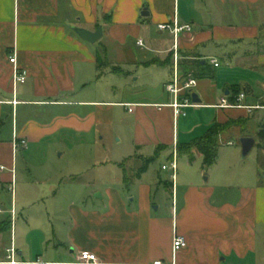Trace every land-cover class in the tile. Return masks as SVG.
<instances>
[{
	"label": "crops",
	"instance_id": "0c3cea01",
	"mask_svg": "<svg viewBox=\"0 0 264 264\" xmlns=\"http://www.w3.org/2000/svg\"><path fill=\"white\" fill-rule=\"evenodd\" d=\"M175 19L191 26L177 39L158 29ZM75 28H102L103 35L90 43ZM263 36L264 0H0V223L11 221L10 233L0 236V261L12 240L17 244L15 196L9 210L1 201L16 182L17 153L29 157L50 136L105 135L110 129L132 153L95 166L112 163L119 176L99 185L83 183L81 190L70 186L79 182L76 175L59 176L57 189L40 192L47 210L42 225L32 216L38 193L24 212L25 240L16 245L20 260L83 264L79 256L89 252L96 264H264V184L258 179L233 188L217 176L203 178L204 167L199 178L177 179L175 186L170 176L150 174V167L135 176L144 159L158 154L167 160L175 149L178 160L187 155L189 166L203 163L195 152L178 150L186 144L180 142V125L192 107L176 116L174 95L166 89L175 53L181 74L197 78L194 92L202 101L193 108L208 114L215 109L213 121L205 124L210 128L264 111V97L249 101L264 88L257 87L264 78ZM223 65L239 72L222 73ZM16 67L27 72L25 83H14ZM142 69H148L151 84ZM203 70L212 77H200ZM108 72L121 77L114 91L102 85ZM234 85L245 90L243 105L251 110L218 106L229 101ZM263 123L260 117L259 127ZM19 138L27 140V148L15 147ZM260 148L264 151V142ZM177 235L186 238L187 247L175 252Z\"/></svg>",
	"mask_w": 264,
	"mask_h": 264
},
{
	"label": "rangeland",
	"instance_id": "374dc122",
	"mask_svg": "<svg viewBox=\"0 0 264 264\" xmlns=\"http://www.w3.org/2000/svg\"><path fill=\"white\" fill-rule=\"evenodd\" d=\"M182 2L183 0H181ZM135 51L139 54L145 52V50L140 48L135 49ZM123 67L129 69L132 66L123 65ZM147 70L142 69L140 73H143L142 77L144 81L149 80L151 84V74L147 73ZM221 72L227 73L228 75H237L239 71H232L231 68L223 65ZM152 78L154 81L157 79L154 75ZM120 80L121 77H116L113 73L108 72L102 79V85L108 88L109 91H114V87H120ZM262 84H264V78H259L257 87L260 88ZM117 94L120 97L121 93L117 92ZM262 97H264V88H261V94H250L249 101L255 103ZM198 110L193 107L186 110L187 117H184V122L180 125L181 143L192 142L194 139L203 136L208 130V127L205 128V124L213 121L215 117L213 114L215 109L210 114L206 110L202 112ZM260 117H264V111L259 110L254 118L240 117L233 119L234 125L222 131L220 134L219 141L222 145L218 151L217 162L211 167L205 168L206 172L203 178L209 175H212L213 178L217 176L218 179H222V182L228 183L233 188L240 185H251L257 179L259 183L264 184V151L259 146L260 141L257 138V132L256 134L253 132L259 129ZM248 120L250 121L248 122ZM112 134H110L109 129V133L107 132L105 135H101L97 131H93L90 134H77L75 136H67V134L55 135L44 139L39 145L35 146L34 150L32 149L33 153L25 159V155L21 151L17 153L16 160L18 161V168L14 190L11 189V185L10 187L7 186V190L5 194L3 193L1 200L5 204L2 208L9 210L12 204V197L15 196L18 209L17 219L19 220L16 222L17 247H20L19 245L25 240L26 231L24 230L22 222L26 220V214L24 212L27 211L29 201L37 199L39 193L40 199L38 200L39 202L37 201L38 205L32 209V216L35 218L36 223L42 225L41 221H43L47 210L46 205L43 203L45 197L43 195L41 197L40 192L45 195V192L48 194L57 189L59 187V176L62 179H66L71 177V175H76L80 178L79 182L73 185L71 183L70 186L80 190L82 189L80 186L85 183H96L99 185L101 180L108 181L114 179L115 176H119V172L121 171L112 163L100 167L95 166L98 162L108 161L110 159L122 161V154L124 157L131 155L130 148L125 143L118 142V138ZM245 136L256 137V144L247 155L242 153L241 147V139ZM229 142L233 144H229ZM187 159V155L185 154L179 157L177 171L179 183L184 180L193 181L200 176L203 163L196 161L195 164L189 166L186 161ZM169 161L170 158H167V160L165 157L158 158L150 165L149 173L152 175L161 174L163 177L170 176L169 171L161 169L162 164H169ZM142 164L139 165V168ZM127 166L129 167L128 163H126ZM129 174L130 172L128 170L127 175ZM56 176L58 178H55ZM63 183L68 184L70 182ZM94 196L95 194H92V197ZM167 200L169 199L167 198ZM44 222L48 223L50 221L46 220ZM8 232L10 233V230ZM1 235L2 232H0Z\"/></svg>",
	"mask_w": 264,
	"mask_h": 264
},
{
	"label": "built area",
	"instance_id": "2783aa9c",
	"mask_svg": "<svg viewBox=\"0 0 264 264\" xmlns=\"http://www.w3.org/2000/svg\"><path fill=\"white\" fill-rule=\"evenodd\" d=\"M158 29L160 31L171 32L174 35L175 39H177L181 33L190 32L191 26L189 24H181L178 20L175 19L168 23L166 22V23L158 24ZM138 44L143 45L141 41H138ZM180 59H181L180 55L178 53H175L173 58L172 78L171 81L166 85L167 91L173 94L175 98L172 107L174 109V113L176 116L184 114L183 111L184 108L196 106V104L193 102L192 94L194 93V89L198 84L197 78L192 74H181ZM10 62L11 63L16 62V56L14 54L13 56L10 57ZM212 63L214 64L215 67L219 66V61L216 59H213ZM13 78L15 84L25 83L27 78V72L25 70L16 67ZM245 95H246L245 92H241L240 94H238L235 103H230L228 100L224 99L222 103L218 106L227 107V108H247L251 110L252 107L244 106L242 103L245 98ZM229 144H233V143L229 142ZM27 145L28 142L25 138H19L15 143V147L17 148L19 147L27 148ZM4 168H5L4 166L1 167V169ZM162 170H166L170 172V179L173 183V186H175L177 180V171H178V153L176 149L173 151V155L169 161V164H164L162 166ZM11 189L14 190V182L11 185ZM0 212H2L1 209ZM12 214L14 216V210H12ZM14 221L15 219L13 218V222ZM186 247H187L186 238L177 235L173 241L174 251L178 252ZM79 258L81 260L80 262L83 264H96L98 262L96 255L89 252H82ZM41 263L42 262L39 261L25 262L23 260H20L18 249L13 240L10 246L6 249L5 259L0 261V264H41Z\"/></svg>",
	"mask_w": 264,
	"mask_h": 264
},
{
	"label": "trees",
	"instance_id": "16d2710c",
	"mask_svg": "<svg viewBox=\"0 0 264 264\" xmlns=\"http://www.w3.org/2000/svg\"><path fill=\"white\" fill-rule=\"evenodd\" d=\"M98 57H99L98 68L100 71L102 68L101 54H99ZM198 64L199 66H202L201 62H199ZM205 65L206 63L203 66L204 68H205ZM200 75H201L200 77H203V76L212 77L211 72H208V71L206 72L204 70L201 72ZM228 90L231 93V96L229 98V102L231 103H235L238 94L245 91L239 85L231 86ZM232 125H234L233 119H229L225 123L215 122L210 128H208L207 132L203 136L194 139L192 142H189L186 144H180L178 146V150L181 153L182 152H192V151L195 152L196 154L202 156L204 168L211 167L213 164L217 162L218 151L222 145L221 142L219 141L220 134L222 131L227 130ZM259 128L260 129L257 132V138L260 141L259 146H261V144L264 142V123L260 125ZM171 158L172 156L170 157V159ZM157 159H158V154H155L152 157L146 158L143 161L142 166L136 170V173H135L136 178H140L144 173H146L150 165L153 164ZM193 161H194L193 158H190V162H193ZM124 178L126 179V176ZM159 183H161V181ZM164 183L167 184V187L172 185V183H169V181H165ZM10 228H11L10 219H6L0 223V232H6L10 230Z\"/></svg>",
	"mask_w": 264,
	"mask_h": 264
},
{
	"label": "water",
	"instance_id": "95a60500",
	"mask_svg": "<svg viewBox=\"0 0 264 264\" xmlns=\"http://www.w3.org/2000/svg\"><path fill=\"white\" fill-rule=\"evenodd\" d=\"M75 31L77 32V34L84 39L87 42L90 43H95L97 42L99 39H101L102 35H103V29L102 28H98L95 32L83 29V28H75ZM229 93V92H227ZM192 99L193 102L195 104H200L201 103V98H199L197 93H193L192 94ZM256 144V140L253 137H249V136H245L241 139V147H242V153L244 155H247L251 152V150L253 149V147ZM96 196H99L96 195ZM101 197V196H100Z\"/></svg>",
	"mask_w": 264,
	"mask_h": 264
}]
</instances>
